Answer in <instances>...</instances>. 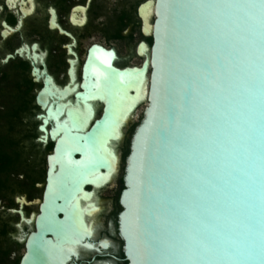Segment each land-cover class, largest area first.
<instances>
[{
  "label": "water",
  "instance_id": "obj_1",
  "mask_svg": "<svg viewBox=\"0 0 264 264\" xmlns=\"http://www.w3.org/2000/svg\"><path fill=\"white\" fill-rule=\"evenodd\" d=\"M156 16L135 102L113 85L118 100L73 136L61 178H85L102 160L115 173L118 157L95 145L147 101L122 195L128 264H264V0H157ZM73 112L77 130L94 117Z\"/></svg>",
  "mask_w": 264,
  "mask_h": 264
},
{
  "label": "flooded vegetation",
  "instance_id": "obj_2",
  "mask_svg": "<svg viewBox=\"0 0 264 264\" xmlns=\"http://www.w3.org/2000/svg\"><path fill=\"white\" fill-rule=\"evenodd\" d=\"M156 1L0 0V264L129 263L122 195L147 101L95 145L99 157H118L115 173L102 160L105 168L85 178H61L63 153L118 100L113 85L130 86L126 100L135 102L139 69L152 56ZM107 64L121 75L110 76ZM90 108L86 128L73 129V111L86 118Z\"/></svg>",
  "mask_w": 264,
  "mask_h": 264
},
{
  "label": "rangeland",
  "instance_id": "obj_3",
  "mask_svg": "<svg viewBox=\"0 0 264 264\" xmlns=\"http://www.w3.org/2000/svg\"><path fill=\"white\" fill-rule=\"evenodd\" d=\"M143 108H141L140 112H142Z\"/></svg>",
  "mask_w": 264,
  "mask_h": 264
}]
</instances>
